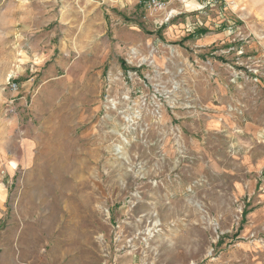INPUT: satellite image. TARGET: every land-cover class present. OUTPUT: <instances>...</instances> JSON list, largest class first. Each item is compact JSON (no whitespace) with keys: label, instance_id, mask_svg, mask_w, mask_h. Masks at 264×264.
I'll return each instance as SVG.
<instances>
[{"label":"rangeland","instance_id":"obj_1","mask_svg":"<svg viewBox=\"0 0 264 264\" xmlns=\"http://www.w3.org/2000/svg\"><path fill=\"white\" fill-rule=\"evenodd\" d=\"M97 2L0 0V264H264V0Z\"/></svg>","mask_w":264,"mask_h":264},{"label":"crops","instance_id":"obj_2","mask_svg":"<svg viewBox=\"0 0 264 264\" xmlns=\"http://www.w3.org/2000/svg\"><path fill=\"white\" fill-rule=\"evenodd\" d=\"M123 1L124 0H118L117 3L110 4V5H117V4H119V3L123 2ZM125 1L126 2H129L131 4L132 11L137 10V8H139L140 5H141L139 0H125ZM163 1L164 2H167V4H171L173 1H176V0H163ZM181 1H183V0H181ZM96 4L99 7H106V6L109 5L108 2H105L103 5H101L100 4V0H98V2ZM105 11L108 12V9H105ZM79 31H80V28H79V24H78L77 25V28H76V32H75V34L73 36L69 35L68 37H64L65 39L72 38V40H73V38L75 36V39L72 42V43H75V48H76V39L79 36ZM90 37H91V34L88 33V34H86V36L84 38L85 39H88ZM25 38H28V41H29L28 42V46H29L30 50L32 51L31 53H29L30 56L28 57V64H27L28 67H31V68L38 67L39 68L42 65L40 63L39 64L36 63V61L38 60V58H37L38 53H34V51H33L37 46H39L41 44L47 45L49 47V49H50V50H48L49 53L46 56L47 59H50V58H52V57L55 56V50H56V48L52 44L53 43V39L55 38L54 34H38V35L29 34L28 37H25ZM84 44H85L84 42H79L77 40V46L78 45L80 46L79 49H80L81 52L84 51V49H86L88 47L87 44H85V45ZM72 49H73L74 54L79 55V51L77 49L75 50L73 48V46H72ZM108 49H109V45H108V43H106V45H105V52L106 53H107ZM68 54H71V52L69 51ZM58 64L60 66L62 65L61 67H64L65 66V62H63V61L58 62ZM51 79H49V80H51Z\"/></svg>","mask_w":264,"mask_h":264},{"label":"built area","instance_id":"obj_3","mask_svg":"<svg viewBox=\"0 0 264 264\" xmlns=\"http://www.w3.org/2000/svg\"><path fill=\"white\" fill-rule=\"evenodd\" d=\"M140 3L147 9L154 12H164L166 10V2L163 0H139ZM105 2L115 4L118 0H100V4L103 5ZM10 91L16 92L19 90V85L17 83H10L8 85ZM12 112V110H11Z\"/></svg>","mask_w":264,"mask_h":264},{"label":"trees","instance_id":"obj_4","mask_svg":"<svg viewBox=\"0 0 264 264\" xmlns=\"http://www.w3.org/2000/svg\"><path fill=\"white\" fill-rule=\"evenodd\" d=\"M204 33V31H202V30H198L197 32H196V35H202ZM189 38H192V35H189L186 39H189Z\"/></svg>","mask_w":264,"mask_h":264},{"label":"bare ground","instance_id":"obj_5","mask_svg":"<svg viewBox=\"0 0 264 264\" xmlns=\"http://www.w3.org/2000/svg\"><path fill=\"white\" fill-rule=\"evenodd\" d=\"M65 218V217H64ZM66 219V218H65Z\"/></svg>","mask_w":264,"mask_h":264}]
</instances>
